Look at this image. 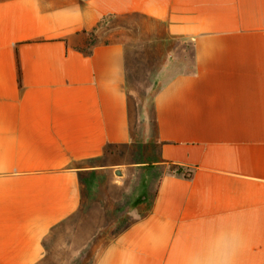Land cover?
I'll list each match as a JSON object with an SVG mask.
<instances>
[{
    "label": "crops",
    "instance_id": "0c3cea01",
    "mask_svg": "<svg viewBox=\"0 0 264 264\" xmlns=\"http://www.w3.org/2000/svg\"><path fill=\"white\" fill-rule=\"evenodd\" d=\"M0 264H264V0H0Z\"/></svg>",
    "mask_w": 264,
    "mask_h": 264
},
{
    "label": "trees",
    "instance_id": "16d2710c",
    "mask_svg": "<svg viewBox=\"0 0 264 264\" xmlns=\"http://www.w3.org/2000/svg\"><path fill=\"white\" fill-rule=\"evenodd\" d=\"M95 41V36H94V34L92 33V35H91V37H90V42H89V44L87 45V46H85V47H83V48H81L83 51H85V52H88L89 50H88V48L91 46V44H93V42ZM19 65V64H18ZM19 67V66H18Z\"/></svg>",
    "mask_w": 264,
    "mask_h": 264
},
{
    "label": "water",
    "instance_id": "95a60500",
    "mask_svg": "<svg viewBox=\"0 0 264 264\" xmlns=\"http://www.w3.org/2000/svg\"><path fill=\"white\" fill-rule=\"evenodd\" d=\"M116 175H118V176H122L123 175V173H122V171L120 170V169H118V170H116Z\"/></svg>",
    "mask_w": 264,
    "mask_h": 264
},
{
    "label": "rangeland",
    "instance_id": "374dc122",
    "mask_svg": "<svg viewBox=\"0 0 264 264\" xmlns=\"http://www.w3.org/2000/svg\"><path fill=\"white\" fill-rule=\"evenodd\" d=\"M117 26V25H116Z\"/></svg>",
    "mask_w": 264,
    "mask_h": 264
}]
</instances>
